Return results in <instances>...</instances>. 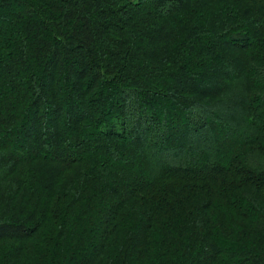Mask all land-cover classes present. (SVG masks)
I'll return each instance as SVG.
<instances>
[{"label":"trees","instance_id":"obj_1","mask_svg":"<svg viewBox=\"0 0 264 264\" xmlns=\"http://www.w3.org/2000/svg\"><path fill=\"white\" fill-rule=\"evenodd\" d=\"M0 264H264V0H0Z\"/></svg>","mask_w":264,"mask_h":264},{"label":"rangeland","instance_id":"obj_2","mask_svg":"<svg viewBox=\"0 0 264 264\" xmlns=\"http://www.w3.org/2000/svg\"><path fill=\"white\" fill-rule=\"evenodd\" d=\"M65 80H64V84H65ZM68 83V82H67ZM69 85V84H68ZM64 121H62V124H63ZM153 133H157L156 130H153ZM212 134H209L207 131H201V132H192L191 134L188 135V137L186 138V142L188 145L187 147V154H181V155H175V157H173L171 154H168V157L170 159L171 162H174L173 163H177V164H180V163H185V160H190L191 161V158H194V154H193V151H196L197 149L199 151L201 150H204V144L206 145V142H211L212 141ZM154 140L156 141H159V139H153V137H151L149 139V145L150 144H154ZM157 151V152H156ZM156 151L153 150V152H150L152 153L151 156L152 158H159L160 160H166L168 159L167 157V154H159L160 151H158L156 149ZM191 151L192 154L190 155L188 152ZM67 152V151H66Z\"/></svg>","mask_w":264,"mask_h":264}]
</instances>
